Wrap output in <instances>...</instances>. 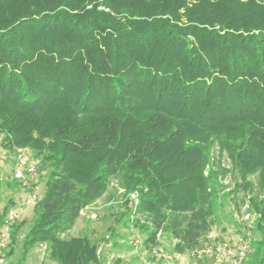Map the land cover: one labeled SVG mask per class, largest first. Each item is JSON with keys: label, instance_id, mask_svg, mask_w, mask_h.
I'll return each instance as SVG.
<instances>
[{"label": "trees", "instance_id": "obj_1", "mask_svg": "<svg viewBox=\"0 0 264 264\" xmlns=\"http://www.w3.org/2000/svg\"><path fill=\"white\" fill-rule=\"evenodd\" d=\"M0 135L47 176L13 264L42 244L53 264H102L99 240L70 231L113 180L145 245L199 247L223 154L264 264V0H0Z\"/></svg>", "mask_w": 264, "mask_h": 264}, {"label": "rangeland", "instance_id": "obj_2", "mask_svg": "<svg viewBox=\"0 0 264 264\" xmlns=\"http://www.w3.org/2000/svg\"><path fill=\"white\" fill-rule=\"evenodd\" d=\"M19 149H23L27 157L33 158L31 151L27 148H16L13 151H7L0 143V211L4 210L5 206L6 210L15 209L18 214L17 222H24V225L17 232L16 241L13 244V253L9 257L10 262H14L19 257L20 241L34 219L33 206L35 202L30 205H20L29 196L30 188L23 186L12 177V170ZM211 152L214 159L220 156L217 146L213 147ZM220 162L221 166L228 171L224 176L219 175L218 177V184L222 185H217L216 194L220 201L213 205L214 225L204 237L200 246L222 247L227 244L233 247L244 240L250 239L251 249L242 264H252L250 256L253 252V243L259 237V233L255 228L258 215L251 208L250 201H248L250 194L234 192L230 197L225 198V192L232 189L237 180L225 154L221 156ZM251 178L255 179L254 176ZM46 179L45 170L40 167L37 177L31 181L38 186L37 200L44 193ZM128 198L132 197L124 192L117 180H113L107 192L84 209V213L80 214L70 231L71 235L87 234L99 240V246L104 247V264H111L115 258H120L121 264H139L140 255L150 260V264L154 262L151 257L153 246L148 247L143 242L146 234L139 231L128 220V211L130 210L128 207L132 205V201H128ZM89 213H95L97 218L95 220L89 219ZM246 215H250L252 220H246L244 218ZM134 235H138L141 240L137 252H135V245L130 243V241H133L132 237ZM159 239L160 241L156 247H160L166 253L172 255L171 250L175 240L170 238L168 234H161ZM45 252V244L38 245L26 255L21 264H53L46 258ZM183 253L182 256L177 257L175 264L178 262L182 264H213L214 258L212 256L195 257L192 255V249ZM159 261L163 262L162 259Z\"/></svg>", "mask_w": 264, "mask_h": 264}, {"label": "built area", "instance_id": "obj_3", "mask_svg": "<svg viewBox=\"0 0 264 264\" xmlns=\"http://www.w3.org/2000/svg\"><path fill=\"white\" fill-rule=\"evenodd\" d=\"M39 162L35 158H30L25 155L23 149L18 150L15 164L12 170L13 179L20 182L23 186L30 188V193L20 205H30L37 201L38 186L33 184V181L38 175ZM132 205L137 203V199L132 194ZM84 213V210L82 211ZM81 213V214H82ZM88 218L95 220L97 218L95 213H89ZM246 220H252L250 215L244 216ZM18 220V214L15 209L8 210L2 223L0 224V264H13L7 260L6 251L11 239V228L13 224ZM133 241H130L137 252V247L140 244V238L138 235L132 237ZM101 247L98 248V253ZM251 249L250 239L242 241L239 245L231 247L230 245L224 244L222 247H213L210 245H204L195 247L192 249V255L195 257L201 256H212L214 258L213 264H242L247 254ZM179 253H173L172 255L166 253L160 247H153L151 251V257L154 260L162 259L165 264H175L174 258H177ZM139 264H150L151 261L145 259L144 256H139ZM104 264V263H102ZM181 264V262L177 263Z\"/></svg>", "mask_w": 264, "mask_h": 264}, {"label": "crops", "instance_id": "obj_4", "mask_svg": "<svg viewBox=\"0 0 264 264\" xmlns=\"http://www.w3.org/2000/svg\"><path fill=\"white\" fill-rule=\"evenodd\" d=\"M184 253H179V256L181 255H183ZM177 260V258H175V261ZM179 263V262H178ZM152 264H165L164 263V261L163 262H161V261H159V260H154V262L152 263ZM177 264V263H176ZM182 264V263H181Z\"/></svg>", "mask_w": 264, "mask_h": 264}]
</instances>
